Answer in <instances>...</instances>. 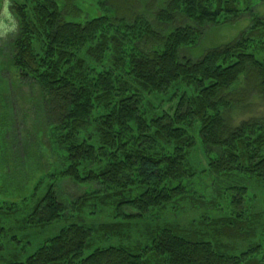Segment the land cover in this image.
<instances>
[{
  "label": "trees",
  "instance_id": "obj_1",
  "mask_svg": "<svg viewBox=\"0 0 264 264\" xmlns=\"http://www.w3.org/2000/svg\"><path fill=\"white\" fill-rule=\"evenodd\" d=\"M250 1L169 0L152 24L128 4L129 18L106 11L82 22L67 19L81 17L72 0H7L17 25L0 78L41 90L51 155L61 164L49 178L93 185L68 203L52 182L25 225L48 228L90 208L99 209L96 219L112 209V221L73 220L24 261L3 264H264V195L258 202L251 193L264 191V117L237 125L233 117L254 95L264 100V14ZM244 16L251 24L236 40L191 57L207 25ZM195 187L213 198H197ZM194 199L221 216H188L184 202ZM20 211L0 203L5 217ZM11 230L0 223V252ZM112 238L119 243L98 245Z\"/></svg>",
  "mask_w": 264,
  "mask_h": 264
},
{
  "label": "rangeland",
  "instance_id": "obj_2",
  "mask_svg": "<svg viewBox=\"0 0 264 264\" xmlns=\"http://www.w3.org/2000/svg\"><path fill=\"white\" fill-rule=\"evenodd\" d=\"M259 1L260 0H251L250 3L252 6H260L258 12L264 14V4H261ZM72 2L74 7L82 12L80 18H77L75 15L76 13L72 12L74 19H71L72 17H67V19L71 21L78 20L84 22L87 19H92L95 16L107 12H111L112 15L116 12L118 15L124 16L125 14H129L126 13L125 10V5L128 4L132 5L136 14L141 15L150 23L155 24L157 23L156 14L166 7L169 0H72ZM4 5L5 1L0 0V62L1 57L5 58L9 55L11 56V44L15 38L17 25L9 3L7 2V13H5ZM66 7V4L62 2V8ZM127 17L129 18L130 14L127 15ZM250 24V17L244 16L242 19L232 24L223 26L207 25L199 45L189 50L191 51V57L193 59H198L203 56L207 50L236 40L249 28ZM165 29L170 30V26H166ZM2 77L4 79L0 78V203H7L8 207L16 203L20 206L21 211L14 215L10 214L9 217H5V215L0 213V223L5 228L9 229V231L12 229L8 237H2L3 243L6 244V246L5 249L0 252V256H2L0 264H3L5 260H10L13 256H17L20 261H24L44 244L48 238L56 235L65 224H69L73 220L81 222V224H89L95 227L99 224L112 221L109 212L110 210L112 212V209L109 210L107 208L104 210V214H102L101 218L96 219L98 216L96 214L99 209L90 208V210L85 212L86 215L83 214L80 217H76V219H74V217L77 216L78 213L73 212L71 209L68 220L48 228H29V226L25 225L24 219L28 216V213L31 211L30 209H32L38 200L43 197L48 186L52 182L57 183V187L63 199L68 203L75 202L81 195L91 192L93 185L91 187L88 185H78L67 178H49V175L56 174L61 164L56 158L53 159L51 155L52 152L50 150V141L47 134L48 130L45 114L42 107L41 90L35 85L19 84V82L15 80L14 75L10 76L4 73ZM249 104L251 105L249 110H239L233 113L236 125L254 117H264L263 99L254 95ZM16 128L17 134H15ZM19 142L22 143L20 148H22L23 151L26 150L30 155L24 160L18 157L19 154L16 153V146H18L16 143ZM28 146L29 149H27ZM26 153L24 152L25 155ZM203 154L198 151L193 156V161L195 163L198 161L201 162V171L207 169V163L203 158ZM200 168L198 167V170H200ZM205 174L206 173H202L199 177H203ZM191 190L196 193L197 198L204 195H206L207 200L213 198L210 189L206 191L205 188L195 187ZM251 193L258 197V202L261 201L264 195L263 190L254 188ZM215 194L218 202L220 199L217 193ZM193 201L194 202L185 201V205L183 204L185 208L184 211L187 212L188 216L192 214V217L198 219H202L203 217V219H208V221L212 219L211 216H221L220 212L212 209L209 202L202 203L197 201V199ZM212 201L215 200L213 199L211 202ZM194 203L198 206L196 207L194 205L197 209L193 208V205H190ZM9 211L10 210H6V213ZM123 212L125 213L128 211L125 210ZM91 213L92 215H90ZM156 213L153 217L158 220L162 219L164 214H168V211H163L161 214L159 212ZM183 223L186 225L188 221H183ZM137 229L139 230V228H136V230ZM13 235L17 236L20 243L11 240ZM96 236L100 237L98 235ZM112 239L114 242L102 239H98L97 242L98 245L101 246L116 245L119 243V239ZM230 245L233 247L235 246L237 252H242V250L245 249L241 244L237 246L235 244ZM262 245L264 246V241Z\"/></svg>",
  "mask_w": 264,
  "mask_h": 264
},
{
  "label": "clouds",
  "instance_id": "obj_3",
  "mask_svg": "<svg viewBox=\"0 0 264 264\" xmlns=\"http://www.w3.org/2000/svg\"><path fill=\"white\" fill-rule=\"evenodd\" d=\"M7 7H8V5H7V0H5V5H4L5 13H7Z\"/></svg>",
  "mask_w": 264,
  "mask_h": 264
}]
</instances>
